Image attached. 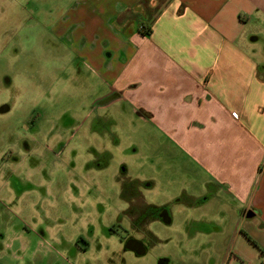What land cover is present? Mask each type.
<instances>
[{"label":"crops","instance_id":"1","mask_svg":"<svg viewBox=\"0 0 264 264\" xmlns=\"http://www.w3.org/2000/svg\"><path fill=\"white\" fill-rule=\"evenodd\" d=\"M56 28L103 82L93 105L135 116L170 197L194 198L176 238L186 257L264 264V0H72ZM19 220L0 222V264L47 262L45 229Z\"/></svg>","mask_w":264,"mask_h":264},{"label":"rangeland","instance_id":"2","mask_svg":"<svg viewBox=\"0 0 264 264\" xmlns=\"http://www.w3.org/2000/svg\"><path fill=\"white\" fill-rule=\"evenodd\" d=\"M71 1L0 0V106L9 107L0 112V205H15L16 215L2 212L0 222L45 229L53 252L43 264H204L187 258L184 237L176 241L194 198L170 197L160 149L120 104L93 105L103 82L59 38L56 25ZM127 185L134 205L170 201L173 223L151 219L132 229ZM128 232L143 239L144 255L123 250Z\"/></svg>","mask_w":264,"mask_h":264},{"label":"flooded vegetation","instance_id":"3","mask_svg":"<svg viewBox=\"0 0 264 264\" xmlns=\"http://www.w3.org/2000/svg\"><path fill=\"white\" fill-rule=\"evenodd\" d=\"M129 191H130L129 187L127 185L124 191L125 193L124 199L127 204V210L125 216L128 217V219L130 220L132 229L138 230L139 225L141 226L151 219H157V217H161L162 215H164L165 212L161 207L155 205H144V206L134 205L135 200H133L132 198L131 199L127 198L128 195L130 196L134 195V194L131 195ZM112 229H113L112 226H109L108 233H112L111 232ZM123 242H124V246L126 245V243L131 244L132 246L136 244L143 245L144 243L143 239H141L140 236L132 235L131 232L127 233V235L124 237ZM145 246L146 245H143V247L146 250L147 246L146 247Z\"/></svg>","mask_w":264,"mask_h":264},{"label":"water","instance_id":"4","mask_svg":"<svg viewBox=\"0 0 264 264\" xmlns=\"http://www.w3.org/2000/svg\"><path fill=\"white\" fill-rule=\"evenodd\" d=\"M7 110H8V107L6 105L0 106V112L1 113L5 112ZM125 247L131 248L132 250H134L138 254H144L145 253V248L143 247L142 244H140V245L136 244V245L132 246L131 244L126 243Z\"/></svg>","mask_w":264,"mask_h":264},{"label":"trees","instance_id":"5","mask_svg":"<svg viewBox=\"0 0 264 264\" xmlns=\"http://www.w3.org/2000/svg\"><path fill=\"white\" fill-rule=\"evenodd\" d=\"M125 196V193H123V197ZM160 264H162V261H160Z\"/></svg>","mask_w":264,"mask_h":264}]
</instances>
